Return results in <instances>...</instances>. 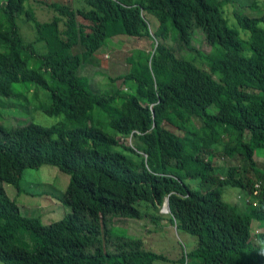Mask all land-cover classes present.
<instances>
[{
    "label": "trees",
    "instance_id": "1",
    "mask_svg": "<svg viewBox=\"0 0 264 264\" xmlns=\"http://www.w3.org/2000/svg\"><path fill=\"white\" fill-rule=\"evenodd\" d=\"M27 1L0 2V96H18L17 86L34 85L49 93L44 113L60 121L0 126V198L5 185L24 193L26 170L53 166L70 177L60 202L71 213L44 225L11 203L0 211V261H168L115 224L149 217L156 225L168 202L170 224L197 238L179 264H264V232L253 234L252 228L255 221L264 227V165L254 159L264 149V15L235 14L242 38L207 0H84L77 10L53 4L57 16L48 23L36 19ZM259 2L264 0L253 6ZM148 16L159 25L168 20L209 69L178 58ZM24 17L35 25V43L21 36ZM49 30L62 45L59 51L47 49ZM121 35L149 38L153 50L137 52L128 59L130 73L111 80L131 92L101 93L80 69ZM198 37L212 48L208 54L198 49ZM37 43L46 50L39 52ZM222 142L238 147L244 159L226 178L212 174ZM227 188L237 190L241 207L224 199ZM22 230L30 233L32 249L17 243Z\"/></svg>",
    "mask_w": 264,
    "mask_h": 264
},
{
    "label": "rangeland",
    "instance_id": "2",
    "mask_svg": "<svg viewBox=\"0 0 264 264\" xmlns=\"http://www.w3.org/2000/svg\"><path fill=\"white\" fill-rule=\"evenodd\" d=\"M207 1L213 7L222 9L227 20H229L230 27L239 30L242 38L245 36L238 28L235 14L239 13L249 17L264 15V3L259 2V8H255L253 6L255 0ZM53 4L65 5L74 10L85 7L84 0H28L26 7L32 10L39 22L48 23L57 16V13L50 7ZM148 19L153 30L159 28L161 36L168 38L169 42L172 43L173 51L178 58L189 61L194 59L198 66L205 70L209 69L205 59L189 51L179 40L168 20H164L163 24L159 25L153 16H148ZM18 24L23 40L26 43H35L37 32L34 23L27 22L24 17L23 20H19ZM44 35L49 41L47 49L59 51L62 48L54 30L45 31ZM198 41L200 43H196V45L200 52L208 54L212 50L203 38L198 37ZM42 44H36V49L39 52L46 50ZM151 50H153V41L149 38L136 39L125 35L114 37L109 39L97 53L94 64L84 65L80 69V75L90 78L94 82L95 88L101 93H107L113 88L122 93H129L132 90L130 86H122L121 81L113 83L111 80L130 73L129 58L136 56L139 51ZM72 53L75 54L76 49ZM17 88L20 90L18 96H0V126L12 128L34 122L44 127H51L60 121L59 118L50 117L44 113V106L50 102L49 93L43 89L38 90L34 85L17 86ZM195 124L197 127L202 126L200 119H195ZM262 150H258L254 156L255 161L260 166L264 165V149ZM243 160L238 147H229L222 142L215 148L212 174L226 178L230 168L242 166ZM69 183L70 177L57 167L43 166L39 170H26L21 182L24 193L18 194L13 186L5 185L6 196L0 198V211L8 209L11 203L15 202L23 215L39 218L44 225L60 221L71 213V209L60 202V197L67 190ZM237 193V190L227 188L224 199L232 205L241 207L243 201ZM165 208L167 211L168 208ZM142 209L147 210L145 205ZM161 215L164 216V220L156 225L152 223L149 217L142 220L116 219L115 224L124 235L142 240L146 250L163 255L168 260L157 261L155 264H179L178 259L182 257L183 253H190L195 248L197 238L180 232L172 226L168 221L170 213L162 209ZM252 228L253 234L264 232V227L260 226L257 221L253 223ZM18 234L20 235V237L18 235L19 238L17 237L18 244L28 246L30 249L34 247L30 233L22 230ZM0 264L4 263L0 261Z\"/></svg>",
    "mask_w": 264,
    "mask_h": 264
},
{
    "label": "water",
    "instance_id": "3",
    "mask_svg": "<svg viewBox=\"0 0 264 264\" xmlns=\"http://www.w3.org/2000/svg\"><path fill=\"white\" fill-rule=\"evenodd\" d=\"M165 207L168 208V211L165 210V209H166ZM164 208H165V209H164ZM164 208H163V210H164L165 212L170 213V208H169V204H168V202L166 203V205L164 206Z\"/></svg>",
    "mask_w": 264,
    "mask_h": 264
},
{
    "label": "bare ground",
    "instance_id": "4",
    "mask_svg": "<svg viewBox=\"0 0 264 264\" xmlns=\"http://www.w3.org/2000/svg\"><path fill=\"white\" fill-rule=\"evenodd\" d=\"M166 210V209H165ZM168 211V210H167Z\"/></svg>",
    "mask_w": 264,
    "mask_h": 264
}]
</instances>
